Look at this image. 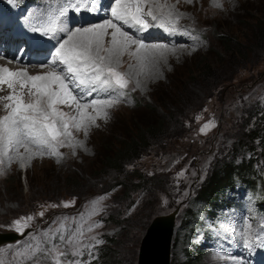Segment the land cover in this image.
Here are the masks:
<instances>
[{"label": "rangeland", "instance_id": "1", "mask_svg": "<svg viewBox=\"0 0 264 264\" xmlns=\"http://www.w3.org/2000/svg\"><path fill=\"white\" fill-rule=\"evenodd\" d=\"M159 2L173 5V11L180 15V19L176 22L173 18L172 24L164 22L165 27L161 28L165 40L147 44L144 42L148 47L138 55H133L138 45H131L128 55L121 56L119 65H114L130 82L127 89L106 90L109 95L106 99H118L114 107L107 109V120L98 118L95 124L88 127L87 135L83 130L77 131L70 122L72 137L62 136L60 140L65 145L83 142V147L58 146L56 151L62 154L61 157L50 155L46 151L43 156L26 161L24 167L20 166L15 149L7 155H0L3 160V164H0V233L17 232L13 226L15 220L34 217L28 222L29 227L23 230V234L17 232L22 236L20 240L0 247V264H54V253L32 254L25 251L30 245H36L37 240L33 237L38 238L44 249L51 246L48 243L51 237V243L58 244L59 251L67 252L71 246L65 247L60 241V235L63 234L67 240L81 224L84 232L81 244H95L91 237L102 243L96 244L94 248H83V255L61 257L60 264H68L69 260L78 264L94 263L96 250L102 247L103 238L120 236L121 232V239L124 238L127 242V251L120 252L119 259L124 264H130L133 251L138 248L139 254L140 245L137 247V240L144 237L141 236L142 230L136 224L123 230L120 224L110 221L106 223L103 220L108 218V212L103 210L109 198L101 192L100 184L105 183L107 178L93 176L92 170L100 166L98 163L105 151L104 146L110 142L122 141L126 131L138 126L140 119L148 122L149 114L155 113H149V110L169 114L170 118L186 112L189 118L178 125L172 120L169 131L171 136L148 148L140 159L126 168L145 176L154 184L159 182L160 187L155 189L154 198L145 199L144 209L151 210V214L155 213V218L176 213L171 264H238L242 260L238 251L244 235L256 239V264L261 263L264 256V243L260 242L264 240V215L257 206L258 196L249 191L241 194L238 209L221 212L224 216L231 212L235 216L227 215L210 232L209 235L214 237L213 246L204 248L201 240L203 232H207L205 222L210 226L212 224L207 218L226 195L220 190L217 196L213 195L215 201L203 198L209 189L206 183L215 174L219 164L232 160L234 156L238 158L236 163L239 164L244 158L261 169L264 178V154L259 148L255 146L250 152L235 154L241 153L235 145L239 136L247 134L258 125L261 128V123L247 114L251 110H264V45H254L258 43L255 42V32H252L253 25H250L263 17L264 0ZM148 7L152 5L146 6V10ZM167 10L166 7L164 11ZM156 14L160 15V12L156 11ZM92 25L95 24L85 27ZM218 33L227 34L233 43L222 41ZM175 35H186L185 43H171ZM106 41L107 38L104 37L105 47ZM153 45L167 46L163 57L159 56L157 50L153 58ZM153 61L161 63L155 72L153 70L149 74L148 66H144V63ZM206 67L212 70L207 73L203 70ZM9 69L14 72L26 71L29 75L48 72L47 67L39 66L19 65ZM3 86L0 97L7 96L12 91L6 85ZM16 92H21L19 84ZM23 92L25 102H30L28 89L25 88ZM171 93H175V99H160L162 96H171ZM92 98L94 96H87L85 101H91ZM5 103L8 101H0V117L7 115L9 111L4 108ZM189 104H192L190 111L187 107ZM58 107L67 113L65 119L77 116L75 110L68 105L61 104ZM87 111L91 115L96 114L92 107ZM206 124L209 127L201 131ZM241 144L246 143L241 141ZM33 151L36 149L33 148ZM24 152V148H20V153ZM9 156L13 157L11 162ZM69 176L73 178L69 183L74 184L73 187L64 180ZM109 182L112 183V180ZM101 197L104 198L102 201ZM96 198L99 202L93 201ZM64 202L73 203L71 207H64ZM53 204L58 207H51ZM124 204L115 207L113 213L125 209L127 205ZM105 207V210L110 209L108 204ZM144 209L140 211L137 206H133L129 218L135 221L143 217V212L147 213ZM94 211L96 214L93 215ZM40 212L44 215L40 216ZM90 224L102 226L88 232ZM199 247L206 254L200 261L191 260L198 256Z\"/></svg>", "mask_w": 264, "mask_h": 264}, {"label": "snow or ice", "instance_id": "2", "mask_svg": "<svg viewBox=\"0 0 264 264\" xmlns=\"http://www.w3.org/2000/svg\"><path fill=\"white\" fill-rule=\"evenodd\" d=\"M187 2L191 3L192 0H187ZM149 5L152 7H148L145 11V7ZM85 6L83 0H75V2L68 0L67 6L60 9L59 16L50 21L49 31L56 30L59 18L65 16L70 9L80 12ZM166 7L168 10L165 12ZM154 9L159 11L160 15H157ZM173 9V5L161 4L159 0H114L110 11L115 21L122 22L130 28L138 27L146 30L152 26L146 17H151L153 21H161L160 27H165V21L172 24L173 18L178 22L180 15L174 13ZM113 19L91 27L60 29L67 33V38L55 49L50 63L41 65V67L52 68L44 74L29 75L26 71L14 72L9 68L0 67V86L6 85L12 90L11 94L0 97V101H8L4 104V108L9 110L7 115L0 117V155H7L9 151L15 149L21 167L25 166L26 161L36 156H43L46 151L50 155L61 157L62 154L56 151L58 146L83 147V142L78 141L77 145H65L60 140L62 136L72 137V132L69 131L70 122L77 131L83 130L87 135L88 127L95 124L98 118L108 119L107 109L114 107L118 99L85 101V98L96 92L98 86L102 89H127L130 81L114 65H119L120 57L129 51L131 45H138L133 55H138L141 50L148 47L143 41L125 31L120 24L113 23ZM109 28L113 29L110 46L105 47L104 37L109 34L107 32ZM166 48V45H153V58L157 50H159V56L163 57ZM17 84L21 89L19 94L16 92ZM25 88L28 89L30 102H25L23 92ZM2 90L3 88L0 87V91ZM82 101L85 102L82 103ZM61 104L68 106L74 104L77 116L65 119L67 113L58 107ZM89 107L94 108L95 115L88 113ZM208 127L209 125L206 124L201 131ZM20 148H24L25 152L20 153ZM33 148L36 151H33ZM8 159L11 162L13 157L9 156ZM0 164H3L2 159H0ZM103 199V197L100 198L101 201ZM72 203L64 202L63 206L71 207ZM50 206L58 207L55 204ZM39 215L43 216L44 213L40 212ZM33 219L32 216L21 217L13 222V226L17 232L23 234V230L29 227L28 222ZM100 226L102 224H90L87 231L91 232L95 227ZM61 231H64L63 226ZM83 235V224L67 240L63 234L60 235V241L65 247L71 246L67 252L59 251V245L52 244L53 238L51 237L48 240L51 245L48 249L42 248L38 238L33 237L37 240L36 245L34 247L30 245L25 251L32 254L36 252L54 253V264H60L61 257L83 255V248H94L96 244L102 243L95 237H91L95 240V244H81ZM257 240H260V237H257ZM260 242L264 243V240ZM246 246H251V241H248ZM68 264H78V262L69 260Z\"/></svg>", "mask_w": 264, "mask_h": 264}, {"label": "trees", "instance_id": "3", "mask_svg": "<svg viewBox=\"0 0 264 264\" xmlns=\"http://www.w3.org/2000/svg\"><path fill=\"white\" fill-rule=\"evenodd\" d=\"M250 25H253L252 32H255V42L258 43L254 45H264V14L263 17L256 20L255 23L252 22ZM217 35L222 41L233 43L230 39H228L227 34L218 33ZM203 70L208 73L212 69L206 67V69L203 68ZM211 78H213V76H211ZM185 87H182L183 90ZM178 88H181V86ZM178 88L175 89L176 92ZM175 93H171V96H162L160 99L163 101H169L170 99L173 100L175 99ZM177 96L179 97V95ZM183 99L184 98L182 97V100ZM190 105L192 104L187 106L188 111L192 109V106ZM166 111L167 110H165V112ZM148 112L155 113L149 114L150 120L148 122L140 119L138 126L130 127L123 135L124 139L119 142L120 144L117 142H110L104 146L105 151L102 154L100 162L98 163L100 166L98 168L94 167L92 170L93 176L107 178L105 183L100 184V187L102 188L101 192L107 195L109 198V202L107 204L108 207H110V209L105 210V208H107L105 207L107 204L104 206L103 211L108 212V218H103V220L106 223L110 221L116 225L120 224V227H122L123 230L136 224V226H139L140 230H142L143 234L141 236L144 235L151 221L156 215L155 213L151 214V210L143 208L145 205L144 201L147 197L154 198L155 189L159 188L160 186L158 185L159 182L154 184L150 182V180L146 179L145 176H142L141 174L137 175V172L128 171L126 168L131 165V163L140 159L141 156L148 150V148L171 136V132L169 131L172 128V120L178 125L184 120L186 121L189 119L186 112L185 114L176 115L173 118H170L169 114L159 113L158 110H149ZM247 115L252 116V119L255 118L257 121H259V123H261V128H259L258 125L257 128L250 130L247 134H241L239 139L237 136L236 138L238 140L235 144L236 148L239 152H250L251 149L256 146L261 150V153L264 154V110H251ZM241 141H245L246 144L242 145ZM253 153H255V150ZM235 154L241 155L242 152ZM236 158L237 157L234 156L232 160L228 162L224 161L223 163L219 164L215 174H213L210 180L206 183V187L209 189L206 192V197H203L204 199L209 198L208 200L215 201L213 197L215 195L217 196L218 193H220V190H223V193H226L224 196H227L229 190H233L237 184H244L251 190L257 191L258 193H262V191H264V178L261 175V169H257L253 164L250 163V161L244 158H242V162L237 164ZM75 179L78 180L77 178ZM64 180H66V182L69 184L73 178H70L69 176ZM110 180H112V183L109 182ZM69 185H71L70 187L74 186V184ZM216 190L217 192H215ZM226 198L224 200H226ZM93 201L99 202L97 198ZM122 204L127 205V207L118 213H113V209ZM223 205L224 202L221 201L215 207L219 209ZM133 206H137L140 211L144 209L147 211V213L143 212V217L133 221V219L129 218L131 215L130 213L133 210ZM122 234L123 232H121L120 236L115 235L111 238L109 236H105L103 238L102 247L96 250L95 253V264H124L122 263L121 259H119V257H121L120 252L126 250L127 246L126 240L124 238L121 239ZM141 241L142 238H138L137 247H139ZM197 249L199 251L198 256L192 257L191 260L195 259L200 261L204 257L203 255L206 254L202 248L199 247ZM137 255L138 248L131 254L132 259L129 260L130 264H137Z\"/></svg>", "mask_w": 264, "mask_h": 264}, {"label": "water", "instance_id": "4", "mask_svg": "<svg viewBox=\"0 0 264 264\" xmlns=\"http://www.w3.org/2000/svg\"><path fill=\"white\" fill-rule=\"evenodd\" d=\"M175 220L174 212L151 221L140 244L137 264H171ZM21 238L15 231L0 233V247L16 243Z\"/></svg>", "mask_w": 264, "mask_h": 264}, {"label": "bare ground", "instance_id": "5", "mask_svg": "<svg viewBox=\"0 0 264 264\" xmlns=\"http://www.w3.org/2000/svg\"><path fill=\"white\" fill-rule=\"evenodd\" d=\"M84 28V27H83ZM113 31V29H111V28H109V29H107V32L109 33L108 35H106L105 37L107 38V41H106V43H107V47H109L110 46V41H111V32ZM180 34V33H179ZM184 36H186V35H184ZM176 38H180V37H176ZM182 38V37H181ZM179 42H184V40H179ZM168 43V42H167ZM185 43V42H184ZM170 44V43H169ZM174 45V44H173ZM128 52H126L123 56H126V55H128L127 54ZM122 56V57H123ZM122 60V59H121ZM153 63H155L154 65H153ZM161 63V61H159V63L157 62L156 63V61H153L152 63L150 62V63H144V66H148V73L150 74L153 70H154V72L156 71V69H157V67H158V64H160ZM1 63H0V67H1ZM3 67V66H2ZM39 68H41V66H39ZM44 68H46V67H44ZM48 71H51V70H49L48 69ZM157 73V72H156ZM44 74V73H43ZM106 95V91H104L99 97H95V98H92L91 100H93V99H100V98H102V97H104ZM74 105V104H73ZM70 107H72L73 108V110H75V112H76V115H77V111H76V107H75V105L74 106H70ZM69 111V110H68ZM80 133V132H79ZM229 255V254H228Z\"/></svg>", "mask_w": 264, "mask_h": 264}]
</instances>
